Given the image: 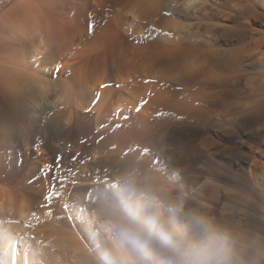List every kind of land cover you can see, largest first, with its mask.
I'll list each match as a JSON object with an SVG mask.
<instances>
[{"label": "bare ground", "instance_id": "1", "mask_svg": "<svg viewBox=\"0 0 264 264\" xmlns=\"http://www.w3.org/2000/svg\"><path fill=\"white\" fill-rule=\"evenodd\" d=\"M223 1L235 9L236 0ZM252 2L264 10V0ZM40 6L38 0H17L0 18V264L114 262L108 253L114 252L111 240L118 236L109 219L96 224L91 209L106 213L117 190L108 185L120 176L156 173L155 159L166 166L167 176L174 173L198 187L199 178H205L204 185L210 186L209 179L223 184L226 192L212 203H222L226 214L242 210L248 233L264 234V154L256 160L240 150L242 159L234 161L209 146L234 119L239 125L230 127L228 139L238 147V130L255 118V103L245 112L221 107L248 82L244 65L254 56L264 61V36L226 59L233 49L220 48L224 10L216 17L39 14ZM204 18L212 23H195ZM86 33L87 49L54 66ZM17 49L29 57L26 64ZM75 65L77 72L64 80ZM258 136L264 139V130ZM56 137L61 142L54 148ZM246 159L253 164L246 165ZM60 170L65 176L58 175ZM80 182L88 187L77 186ZM164 185L166 194L177 192ZM90 187L97 195L86 192ZM53 188L60 195L46 200ZM69 206L80 221H70L67 230L54 222ZM191 209L196 223L209 219L213 210Z\"/></svg>", "mask_w": 264, "mask_h": 264}, {"label": "rangeland", "instance_id": "2", "mask_svg": "<svg viewBox=\"0 0 264 264\" xmlns=\"http://www.w3.org/2000/svg\"><path fill=\"white\" fill-rule=\"evenodd\" d=\"M14 1L15 0H0V18L3 15L4 11L8 9ZM40 1L38 0V4L41 5L40 8L42 7L43 10L39 11V14H192L193 12V14H209L210 17L211 15L212 17H216L218 14L224 13H219V11L221 12V10H224L225 15L221 19L224 27L221 31L222 37L220 48L233 49V51L228 53L226 59H230L234 55L239 56L243 48L250 46L252 42H255L257 39L264 36V10L259 6H255L252 0H236V2L233 4L235 6L234 10L232 7V9L230 7H226L227 5L224 3L223 0H188L189 3L187 0ZM192 4H194L196 7L193 6L192 8V6H189ZM230 16L235 17L231 19ZM197 21L199 23L201 21V23H203L202 25H204L205 23H212L211 19L205 20V18L204 20H196L195 23H197ZM247 22L250 24L249 27H246L244 25ZM202 25L201 27L203 28ZM88 37L89 34L87 35V33L84 35L77 36L73 41V46L71 45L70 47L71 50L69 49V52L66 51V53H68L69 55H67L65 59L57 61L54 66L58 64L65 65L66 63L74 59V57H78L79 55H81V53L85 49H87L91 41V39ZM16 46L19 47V45ZM19 50L20 49H17L18 55H20V53L22 54V51ZM24 54H22L24 58H22V55H20V57L21 62L24 63L25 61L24 64H26L29 61V57L26 55V53ZM250 62V64L247 63V65H244L242 69L243 77H247L248 79L246 80L248 82L246 84H240L237 89L238 91H234V94L235 92H237V94H235V96H232L234 94L230 95V97H228L225 101V104L221 107V110L245 112L247 107L255 103L257 107L255 105V107L251 109L255 118L252 120V122L245 123V126H243V128L245 127V129L238 130L241 134L240 137L237 138V142L239 143L238 147L233 141L228 139V133L231 130L230 127L237 128V126L239 125L238 123H236V120L233 121L234 119L224 120L226 122L227 120L231 122L230 124H228V121V126L222 128V136L216 135L214 138L212 137V143L209 140V146L213 149V152L220 156H223L225 159H233L234 161L240 160V158L242 159V157L240 156L242 155L241 151L249 153L251 152L250 154L254 155L253 157H255L254 159L256 160H259V157L264 154V139H261L258 136V132L264 130V61H260L258 57L254 56L250 59ZM54 66H52V68ZM77 70L78 65H75L71 70H67L68 72H65L63 74V79L65 80L70 75L72 76V74H75ZM57 77L58 76H56L55 74L52 76V78L54 79ZM39 116L40 115H38V117ZM39 118H41V116ZM239 118H241V114L238 119ZM232 121L236 124H232ZM226 122H224L225 125ZM158 132L159 131H155V133ZM249 134H253L254 137H251ZM58 140V137L54 138V148H57ZM59 142H61V140H59ZM214 144L216 145L213 146ZM41 149L46 148L42 146ZM154 162L157 168L156 173L146 171L140 176L139 179L136 176H120L117 182L110 183L108 186L114 189H118L124 183L125 180L131 179L135 182V185L138 189L147 191L148 193L153 195L160 205V211L162 213V216L165 219L172 220L177 231L185 238V244L187 246L192 247L196 250H211L210 252L212 258L210 264H264V234H260V236H254L248 233V230L250 228L249 221L247 220L245 215H243L244 213L242 212V210L238 211L239 214H226L228 210H222V203L218 205H214L212 203L213 200H215V198L219 196V194L221 195V193L226 192L223 184L217 183V185L215 183H212V180L209 179L207 181L208 183H210V186L209 184H207V186L203 184L206 183L205 178H199L198 181L200 183L198 184V187L196 184L191 183L190 181L184 182L180 177H177L174 173L167 176L164 169L166 168V166L163 163L159 162V160L157 161V159H155ZM245 163L246 165L253 164L252 161H248ZM58 175L65 176L64 172H61V170L59 171ZM87 183L88 182H80L76 185H84L85 187H88ZM164 183L171 185V187L175 188L177 192L166 194V186L164 185ZM190 184H192V186H190ZM200 184H203V187L200 186ZM191 187H193L194 189ZM86 192L91 195H97L96 190H94L92 187L88 188ZM110 197L112 198V203L106 210V213L101 214L100 208H96V210L91 209L92 212L90 213L93 215L94 218L96 216V224L104 223L106 219H109L111 207L113 204V195H110ZM181 198H186V200L180 204ZM188 200L189 202H187ZM77 204L81 205L80 202H77ZM191 207H199L201 210H206V208L212 207L213 210H211L210 214H208L209 219L204 220L201 223H196L194 213ZM69 209L70 210L68 211V213H66V215H58L54 222L55 224H58L59 227L67 230L72 229V226L69 224L70 221L71 223L73 222L75 224H78L80 221L78 220V217L74 214L72 210L73 208L69 206ZM82 209H84V207H82ZM214 210H217L219 215L223 214L221 215L222 218L221 216L217 215ZM50 226H52V224L48 225V227ZM208 228L213 230L215 229V233L214 231L209 230ZM209 231H212L213 233ZM112 240L111 247L113 248V254L116 256V259L111 264H190V262L187 260L175 259L168 254L161 253L156 250H153L149 255L141 258L140 255L132 252L128 248L121 246L119 240L116 237H112ZM90 254L94 255V257H98L95 251L92 252L91 250ZM156 257L157 259H159L155 260ZM153 260L154 263H152ZM94 261L97 264L98 261ZM80 264L85 263L82 262Z\"/></svg>", "mask_w": 264, "mask_h": 264}, {"label": "clouds", "instance_id": "3", "mask_svg": "<svg viewBox=\"0 0 264 264\" xmlns=\"http://www.w3.org/2000/svg\"><path fill=\"white\" fill-rule=\"evenodd\" d=\"M108 223L116 232L120 245L141 258L156 250L190 264H210V250L187 246L172 220L162 216L156 198L138 189L131 179L125 180L113 194ZM108 255L113 261L116 259L111 250Z\"/></svg>", "mask_w": 264, "mask_h": 264}, {"label": "snow or ice", "instance_id": "4", "mask_svg": "<svg viewBox=\"0 0 264 264\" xmlns=\"http://www.w3.org/2000/svg\"><path fill=\"white\" fill-rule=\"evenodd\" d=\"M102 87H104V85H102ZM98 99H99V94H97L96 100H94L93 103H96V102L98 101ZM143 103H144V101H141V105H138V106L136 107V111H137V112L140 111V107L142 106ZM86 111H87V110H86ZM119 111H120V110H118V113H119ZM123 119L126 120V119H128V117H127V116H124ZM101 127H105V125H101ZM115 127L118 128V127H121V125H120V124H116ZM59 195H60V193L57 192V191L55 190V188H53L52 190L49 191L48 195L46 196V200L51 201V199H52L54 196H59Z\"/></svg>", "mask_w": 264, "mask_h": 264}, {"label": "crops", "instance_id": "5", "mask_svg": "<svg viewBox=\"0 0 264 264\" xmlns=\"http://www.w3.org/2000/svg\"><path fill=\"white\" fill-rule=\"evenodd\" d=\"M16 1H17V0H15V1L13 2V4H14ZM13 4H12V5H13ZM12 5H11V6H12ZM11 6H10V7H11ZM4 12H5V11H4Z\"/></svg>", "mask_w": 264, "mask_h": 264}]
</instances>
